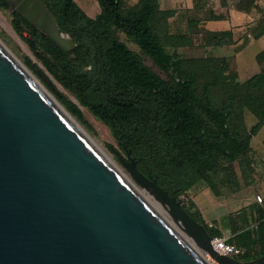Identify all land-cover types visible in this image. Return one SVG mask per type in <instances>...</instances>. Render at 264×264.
<instances>
[{
  "label": "trees",
  "instance_id": "1",
  "mask_svg": "<svg viewBox=\"0 0 264 264\" xmlns=\"http://www.w3.org/2000/svg\"><path fill=\"white\" fill-rule=\"evenodd\" d=\"M95 1L100 13L91 18L75 0H47L58 28L76 42L74 60L25 19H16L14 26L54 79L108 129L124 158L129 154L142 175L182 199L183 209L204 223L210 236L224 235L215 221L205 223L187 193L196 186L215 197L230 188L238 191L252 171L253 140L264 129V48L255 56L259 71L241 80L231 71L233 54L180 52L196 45L207 51L236 44L232 29L204 27L222 19L205 8L206 0H193V7L179 14L182 29L176 31L170 20L177 10L160 9L156 0H138L134 6L125 0ZM254 1L239 0L235 7L258 11V20L246 27L256 40L264 35V11ZM127 42H134L140 54ZM25 64L36 68L29 59ZM47 83L66 110L91 129L79 106ZM246 113L255 119L250 126ZM260 145L264 152V138ZM262 218V205L256 202L226 218L228 242L243 251L237 260L248 262L264 254Z\"/></svg>",
  "mask_w": 264,
  "mask_h": 264
},
{
  "label": "water",
  "instance_id": "2",
  "mask_svg": "<svg viewBox=\"0 0 264 264\" xmlns=\"http://www.w3.org/2000/svg\"><path fill=\"white\" fill-rule=\"evenodd\" d=\"M26 7L17 10L68 53L74 43L43 3ZM28 71L0 41V264H264V254L243 262L214 250L180 199L110 147L128 177Z\"/></svg>",
  "mask_w": 264,
  "mask_h": 264
},
{
  "label": "rangeland",
  "instance_id": "3",
  "mask_svg": "<svg viewBox=\"0 0 264 264\" xmlns=\"http://www.w3.org/2000/svg\"><path fill=\"white\" fill-rule=\"evenodd\" d=\"M137 1L138 0H125V3L127 4V6H134V4L137 3ZM214 1H216L217 6L213 3ZM75 2L81 9H83L85 12H88L92 16H95L100 12V8L95 0H75ZM156 2L160 9L174 8L175 10H177V15L170 20L172 25V30L176 31L177 29H182L181 28L182 25L181 24H180L181 26L178 25L181 22L180 21L181 18L179 14L180 15L182 14L184 10L183 7L190 5V0H156ZM206 2L209 6L205 8L209 9L211 7L213 8L216 6L217 12H219V15H221L226 13V7L228 6L230 8L233 7L232 4H234L236 1L206 0ZM233 23L236 25L235 27H233L235 32L234 38L236 39L235 45L207 49V51L201 49L198 45H196L193 48L181 49L180 52H182L184 55L187 56H201L206 52L216 56H223V55L229 56L233 54L234 62L231 65V71L237 74L239 79L244 80V77H249V75L247 76V74H245L246 72L244 71V65L248 64L256 67L255 54L258 51H260V49L263 47L264 39L252 41L248 49L245 51L246 57L244 58V42L246 40L245 38H247V40H251L252 37L246 36V33L248 32H247V28L246 27L244 28V20L242 21L243 25L241 26H238L236 24L237 22L235 21ZM231 24H232L231 19L230 20L222 19L216 22H210L207 25L208 27L207 29L225 30L228 29ZM244 36L246 37L244 38ZM121 39L125 40L124 35H121ZM0 41L23 64H25L26 59H29L31 63L36 66V68L34 69L25 64L28 67V69L36 76V78L53 96L54 94L48 87L47 82H50V84H52L68 100L72 101L73 103L79 106V109L81 110L85 121L89 124L91 129H88L84 124L78 122L80 126L89 134L92 140H94V142L108 155V157L113 159L114 162H116L118 166L122 169V171L129 177L127 171L121 165H119L118 161L115 159L114 154L110 151V147H113L116 150H118V148L114 140L112 139L108 129L101 122L94 119L93 116L86 111V109H84L82 106L78 104L74 95L70 93L68 90L64 89L54 79V77L44 67L41 61L33 54L27 43L22 39L21 35L15 29L14 22L9 11L3 8H0ZM127 46L130 50L134 51L137 54H140L139 48L134 42H127ZM140 57L141 60L148 67H151L155 72L160 73V70L156 66H154L149 59L145 58L142 55H140ZM245 62L246 64H244ZM254 122H255L254 117L250 113H246V124L250 126ZM263 137H264V129H261L253 140L255 151L252 152V156H253L252 171H250L247 180L245 181L243 180L242 187L240 190L236 191L235 189L230 188L229 190H226V192H224L220 197H215L211 194V192L207 188L203 186H196L187 193L188 194L187 198L193 200L195 204L198 206L199 210L202 213L205 223L214 224L215 221L218 224V226L222 228L223 233L227 236H230V232L227 228L225 229L226 218L229 215L234 214L236 211L244 208V202H246V200H248L247 202L252 203L255 202L256 195H260L264 197V167L261 165L264 163L263 161L264 152L260 145V142L263 139ZM140 189L148 193L146 190L142 188ZM153 200L155 199L153 198Z\"/></svg>",
  "mask_w": 264,
  "mask_h": 264
},
{
  "label": "crops",
  "instance_id": "4",
  "mask_svg": "<svg viewBox=\"0 0 264 264\" xmlns=\"http://www.w3.org/2000/svg\"><path fill=\"white\" fill-rule=\"evenodd\" d=\"M236 2L233 5V7H226V13L224 14H221L222 15V19L224 20H230L232 21V24L230 25V27L228 29H232L233 32H234V28L236 25L233 23L234 21L237 22L236 24L238 26H241L243 25L242 24V21L244 20V28L245 27H248V26H252L257 20H258V17H259V13L258 11H256L255 9H251V11H242V10H238L236 9L235 7V4L239 1V0H235ZM215 5H216V1L213 2ZM254 4L259 8V9H262L264 11V0H255L254 1ZM214 5V6H215ZM209 5L206 4V7H208ZM217 6V5H216ZM216 6L215 7H211L210 9L214 11L215 14H219V12H217V9H216ZM193 7V0H190V5L186 6V7H183L184 9H191ZM163 9V8H162ZM165 9H169V8H165ZM171 9V8H170ZM174 9V8H173ZM83 10V9H82ZM228 10V11H227ZM84 11V10H83ZM85 12V11H84ZM89 17H94L92 16L91 14H89L88 12H85ZM96 16V15H95ZM221 19V20H222ZM240 21V22H239ZM210 22H216V21H208V22H205L204 23V27L208 28L207 25L210 23ZM212 30V29H210ZM227 30V29H225ZM234 36H235V32H234ZM246 36L247 37H251L250 34L246 33ZM245 38V36H244ZM261 39H264V35L262 37H260L259 39H251V40H246V44L244 45V58L246 57L245 56V51L248 49L249 45L252 43V41H257V40H261ZM264 48V42H263V47L260 49V51ZM259 52V51H258ZM257 52V53H258ZM256 53V54H257ZM255 54V56H256ZM225 56V55H223ZM227 56V55H226ZM256 61V60H255ZM246 64V62L244 63ZM244 71L246 72L245 74H247V76L249 75V77L255 73H257L259 71V67L256 63V67L255 66H251V65H244ZM246 76V75H244ZM247 78V77H244V79ZM264 138V137H263ZM263 140V139H262ZM261 140V141H262ZM264 161V160H263ZM262 161V163H263ZM263 167H264V163L261 164ZM263 176V175H262ZM264 198V197H263ZM248 200H246V202H244V207L248 206L249 204H251L250 202H247ZM253 203V202H252Z\"/></svg>",
  "mask_w": 264,
  "mask_h": 264
},
{
  "label": "flooded vegetation",
  "instance_id": "5",
  "mask_svg": "<svg viewBox=\"0 0 264 264\" xmlns=\"http://www.w3.org/2000/svg\"><path fill=\"white\" fill-rule=\"evenodd\" d=\"M38 0H0V8H3L7 11H9V13L11 14L12 16V19H13V22L16 20V19H19V18H23V15L21 13L18 12L17 8L18 7H22L23 5L27 6L26 9H29V8H32L36 5V2ZM43 3L44 5V8L48 10V12L50 13L49 9H48V2L47 0H39ZM100 13V12H99ZM98 13V14H99ZM51 14V13H50ZM97 14V15H98ZM52 15V14H51ZM87 15V14H86ZM96 15V16H97ZM88 16V15H87ZM53 17V16H52ZM95 17V16H94ZM94 17H91V18H94ZM25 21L28 23V24H31L33 25V23L31 21H28L27 19H25ZM25 25V23H23ZM34 26V25H33ZM37 29V28H36ZM38 30V29H37ZM39 31V30H38ZM65 32V31H64ZM40 33V32H39ZM71 39L72 37L67 33L65 32ZM41 34V33H40ZM43 36V35H42ZM73 43H74V46L72 47V49L66 53L68 54V56H71V59L70 60H74L77 56H76V51H77V45H76V42L72 39ZM150 60V59H149ZM151 61V60H150ZM152 62V61H151ZM153 63V62H152ZM154 65V64H153Z\"/></svg>",
  "mask_w": 264,
  "mask_h": 264
},
{
  "label": "built area",
  "instance_id": "6",
  "mask_svg": "<svg viewBox=\"0 0 264 264\" xmlns=\"http://www.w3.org/2000/svg\"><path fill=\"white\" fill-rule=\"evenodd\" d=\"M255 202L262 205V212H263V218L264 221V198L260 195L255 196ZM253 227H257V224H254ZM229 236L222 235L220 237H213L211 240L212 247L214 250H216L218 253L226 255V256H239L243 253L242 249L240 247H237L231 243L228 242Z\"/></svg>",
  "mask_w": 264,
  "mask_h": 264
},
{
  "label": "bare ground",
  "instance_id": "7",
  "mask_svg": "<svg viewBox=\"0 0 264 264\" xmlns=\"http://www.w3.org/2000/svg\"><path fill=\"white\" fill-rule=\"evenodd\" d=\"M28 73L32 75L31 72L28 71ZM35 78V77H34ZM95 146L105 155L108 157V155L95 143ZM109 158V157H108ZM110 159V158H109ZM140 193L153 205V207L163 216L165 217L172 225H174L178 230H181V225L178 221H175L172 219L169 215L167 210L162 207L159 203H157L155 200H153L152 196H150L148 193L144 191H140Z\"/></svg>",
  "mask_w": 264,
  "mask_h": 264
}]
</instances>
